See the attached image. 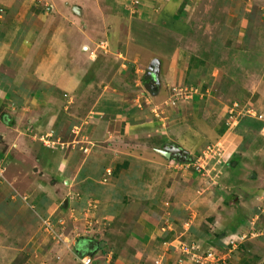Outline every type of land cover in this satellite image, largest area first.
<instances>
[{
    "label": "crops",
    "instance_id": "1",
    "mask_svg": "<svg viewBox=\"0 0 264 264\" xmlns=\"http://www.w3.org/2000/svg\"><path fill=\"white\" fill-rule=\"evenodd\" d=\"M235 1L232 0L233 5ZM0 3L5 6L1 15H4L3 11L11 14L5 21L4 18L0 20V111L4 112L0 116V156L7 155L5 176L0 180V264H7L6 257L12 255L20 245L19 250L27 251L32 247L43 248L51 242L40 253L41 256H46L51 249H58L57 246L60 249L56 251L65 250L66 247L55 244L54 240L57 239L53 236L48 234L52 240L41 238L38 233L40 219L47 217L51 222L61 224L68 216L71 223L82 230L90 218L92 222H98L101 217L95 216L99 212H93L95 209L92 213L89 209L84 212L87 207L85 200L88 199L99 206L101 215L106 212L101 218L118 223L117 227L110 225L109 230L112 229L114 233L108 232L106 236L112 241L109 245H112L113 251H110V246L108 252L102 253L105 260H110L112 264H145L147 260H150V264H190L187 256L179 252L176 254L175 248L169 246L172 244L171 238L185 233L188 236L185 243L195 241L194 252H201L213 240L221 241L224 236L240 228L244 231L252 225L248 222L251 217L249 209L245 217L239 216L237 222L227 229L215 225L213 233L181 226L182 222L188 223L186 220L171 221L173 227L183 229L180 233L160 231L151 208L157 204L165 214L164 210L170 204L179 203L187 209L185 199L178 198L181 189L177 190L179 180L176 171L181 172L182 164H179L176 156L167 157L158 151L165 145L180 147L179 144L186 139L179 137L176 141L177 137L172 132L174 127L180 125L175 120L179 116L178 110L182 115L191 114L195 119L203 116L204 119L200 120L203 125L185 126L190 133L206 134L205 129L212 127V130H217L219 139L224 134L223 145L229 149L228 155L231 153L225 155L228 157L226 162H234L231 165L239 169L241 151L254 142L251 131L260 130L264 122L259 118L251 120L250 116L241 118L240 122L235 117L229 122L230 114L226 111L239 110L238 102L226 104L211 100V95L213 92L227 95L228 89L233 93L239 90L256 92L255 103H258V107L253 105L264 117V48L261 50L264 42L256 41L252 46L258 44L260 48L248 49L245 55L251 62H247L244 69L239 68L237 58L224 64L216 63L221 73H209L211 65L208 67L205 62L200 63L198 57L194 59L190 52L185 51L191 40L192 27L197 21L195 18H199L205 0H0ZM240 6L249 13L252 10L250 0ZM193 7L196 11H193ZM234 7L238 8L236 2ZM22 14L24 18L18 21L19 25L13 26V20L15 22L17 15ZM160 15L162 18L158 20ZM259 20L258 32L263 34V9ZM134 24V29H130ZM164 25H167L166 28ZM241 25L245 27L247 24ZM133 31L136 33L132 34ZM154 31L162 34L167 31L174 35L178 44L175 46H182L184 50L174 48L172 55L161 61L156 55L149 56L151 50L144 45L149 48L152 44ZM178 51L183 55L188 54V63L181 65L177 62ZM112 55L114 63L118 61L114 73H103L104 61L110 62ZM204 57L208 59L207 55ZM145 58L150 65L153 64L152 70L140 73L133 81L135 85L140 84V90H145L144 87H147L139 78L147 77L152 88L150 92H145L146 96L140 92L144 102L139 107L135 105L137 99L130 90H121L124 84L131 86L127 80L128 73L119 72L139 70L136 61L139 59L142 62ZM177 64L181 66V71ZM238 68L247 75L243 84L239 82L244 89L238 87L239 83L232 75H227V79L223 77V73H238ZM178 82L183 85L182 88L176 85ZM95 84L97 87H94ZM187 88V99L174 96ZM88 94L92 98L80 104L81 97L85 95L87 98ZM175 103L177 107H174ZM213 109L221 111V114L209 116L208 112ZM123 133L131 135L132 141L138 143L137 155L133 157L126 153L121 161L104 167L106 160L102 158L106 156L103 150L109 147L107 143L113 144L116 136L118 138ZM156 134H159L158 137ZM161 135L165 139L156 144L155 140L160 141ZM146 136L150 139L143 141ZM40 137L45 140L40 141ZM120 141L127 144L122 139ZM133 147L132 143L131 148L135 150ZM147 147L152 150V161H161L159 171L144 169L149 161L143 156L149 151L147 149L146 154L140 151ZM183 163L186 164L185 161ZM171 164L175 165L172 166L174 170L176 167L178 170L172 171ZM101 166L109 170L110 177L106 182L100 180ZM18 167L22 172L16 171ZM214 178L219 179L217 176ZM182 180L188 185L186 178ZM51 185L59 190V204H54V194L47 190ZM69 192H73L75 197H67ZM165 198L172 201L168 204ZM140 200L143 203L141 206L137 204L134 218L125 214L128 206ZM240 202L235 203L236 206ZM218 205L215 200L213 206L206 204L204 211L207 208L216 209ZM247 208L243 207L241 212ZM170 209L171 214L180 210L174 207ZM116 213L123 214L115 216ZM166 223V219H163L162 230ZM217 227L223 232L219 238L214 235ZM24 230L27 232L24 233ZM90 231L91 228L86 230L87 234ZM165 232L167 236L163 235ZM89 235L82 238H91ZM75 242L70 241V248L74 247V252L79 254L84 248L83 245L76 247ZM263 242V237L240 241L231 255L223 254L222 248L216 246L222 258L220 264H264ZM128 245L130 249H126ZM148 255L154 259H149ZM55 263L60 264L59 258Z\"/></svg>",
    "mask_w": 264,
    "mask_h": 264
},
{
    "label": "rangeland",
    "instance_id": "2",
    "mask_svg": "<svg viewBox=\"0 0 264 264\" xmlns=\"http://www.w3.org/2000/svg\"><path fill=\"white\" fill-rule=\"evenodd\" d=\"M235 2L238 4V8H235L237 6L234 7ZM235 2L233 5L232 0H205L206 4L201 5L202 8H201V13L199 14V18L197 16L195 18L197 21L196 23H194L192 27L191 34L189 36L191 40H190V43L187 44V47H185V51L190 52V54H192L193 56L192 58L194 59L198 57L200 63L205 62L208 67L209 65H211L210 70L208 71L209 73H214V71H218L217 73H221L220 70L216 68V65H215L216 63L221 62L222 64H224V63L229 62L230 59L236 60L237 58L240 61L239 68L242 69L244 65L247 62H249L248 61L249 59H247L245 55L248 53L247 52L248 49L249 48L256 49L255 47L260 48L258 44H254L253 46L252 44L256 43V41L257 43L264 42V33L262 34L261 32H258V24L260 23V20H259L260 11L262 9L264 11V0H250V2L252 3V6H251L252 10L250 13L246 10H243V8L240 6L242 3L245 4L246 0H243V1L236 0ZM4 7L5 6H3V4H2V7L0 6V20L4 18L3 21H5V19H7V17H10L11 15L10 12L4 13V11H3L4 15H1V12L2 10H4ZM259 7L261 10L259 9ZM193 11H196V8L193 7ZM261 16H263L262 12H261ZM23 18H24L23 14L17 15V17L15 18V22L13 20V26L16 27L17 25H19L18 21H20ZM161 18H162L161 15L158 16V20H160ZM241 23H246L247 25L245 27H242ZM132 26L133 27L130 29H134L135 24ZM164 26L166 28L167 25H164ZM198 26L200 27V29L198 28ZM147 30L145 29V31ZM134 32L136 33V31H133L132 34H134ZM145 38L147 39L146 36ZM153 38H154L153 42L151 45H149V48L148 46H145V45L144 47L151 50V54L149 56L156 55L160 58L159 59L160 61L161 59L162 60L168 59L172 55V51L174 50V48L175 49L178 48L179 50H184L182 46H178V47L175 46V44L178 45L176 38L174 37V35L167 33V31L166 32L164 31V34L154 31ZM262 48H264V46L263 47L261 46V50ZM204 55H207L208 59H205ZM173 56H175V54ZM152 57H155V56H152ZM176 59H177V62L178 63L180 62L179 64L181 65L183 62L188 63L189 61L188 54L183 55L181 51L177 52ZM141 61L142 62H140L139 59H137L136 61L137 62L136 66L139 70L128 71L127 69L126 71L119 72V73H128L127 80L129 81L128 83L131 84V86L127 87L126 84H124L123 86L120 85L121 90L122 91L130 90L131 94L135 95L136 96L135 99H137L136 104L135 102L134 104L139 107L142 104V102H144V97L140 92H143L144 95L146 96L145 92H150V89L152 88L151 86L152 83L150 82L149 79H148L149 90L148 88H145V87H144L145 90H140L138 88L140 87L139 86L140 84L138 83L137 85H135L136 82L133 81V79H136L137 77L140 76L139 75L140 73L150 72L149 70L150 64L148 63L147 58ZM116 64H118V61L114 63V56L113 55L110 56V62L108 60L104 61L103 73H110V74L114 73V68L116 67ZM177 68H180V71H181L180 65ZM239 68H238V73H230V72L223 73L224 79H227V75H232V77L235 78V80H237V84L239 82L243 84L247 75L245 73H241V70H239ZM129 73L131 74L129 75ZM256 74L257 73H254V75ZM131 75L134 77L132 78ZM106 77L109 79L108 76ZM140 79L142 80V78H139V80ZM242 84L240 83L238 84V87L240 89L243 88ZM176 85H180L179 88L183 87V85L179 84V82ZM94 87H97L96 84L94 85ZM188 90L189 89L187 88V90L185 89L183 92V89H182V93L174 94V96L178 99L180 98L187 99L188 96L186 92ZM228 91L229 92L227 95L225 94L222 95L220 93L217 94V92L214 94L213 92V94L211 95L213 99L211 100H215V99L218 101L220 100L222 102H225L226 104H229L231 101L238 102L237 104L239 106V110L233 109V110L226 111L230 114L229 122H230V119L232 118L234 119L235 117L240 122L243 118L248 117V116H250L249 118L251 120L252 118L258 120L259 118L264 122V117L262 113H260L261 111L259 112L257 108L253 105L255 104L258 107V103H255V100L257 98L256 92H250V91L245 92V90L244 91L239 90L237 93H233L231 89H228ZM90 93H92V91ZM211 93L212 92H210L209 94ZM84 96L85 95L81 97L82 102H80V104L84 103L85 101H89L90 98H92L90 94H88L87 98H85ZM230 106L232 105L230 104ZM174 107H177L176 103L174 104ZM76 111L80 112V110L78 109H76ZM14 112L16 113V111ZM28 112L32 113V111H28ZM3 113H4L3 111H0V116H2ZM219 114H221V111H218L216 109L215 110L213 109L212 111L208 112L209 116L219 115ZM14 115L17 116L16 114H13V116ZM178 115L179 116L175 118V120L177 122H180V125L177 127H174L172 132L175 133L174 137H177L176 141L179 137L181 138L184 137L186 139L182 141L183 144L180 142H179L180 144L178 143L180 147L177 145H165V146H174L178 148H181L182 146H184L181 149L186 150L187 157L186 159L183 160L186 162V164L183 163L182 159L180 160L178 159V161H180L179 164L180 163L182 164V166L180 167L181 169H179V171L183 173L177 172L176 171L178 170L177 167L174 170L172 168V166L175 167L174 164H171L170 169L172 168V171H176V175H177L176 178H178L177 181L179 180L178 181L179 186L177 190L181 189L179 190L180 194L178 198L185 199L186 201L185 205L187 206V209H184L182 207L183 204L181 205H179V203L177 205L170 204L171 206L169 208H166L164 210L165 214H163L162 209H160V206L156 204L154 205V208H151V210L153 211L152 213L153 217L155 218V222H156L154 223L157 224V227L160 228L159 229L160 231L171 230V232L175 231L177 233H180L183 231V229L181 227L179 228V226L177 228L173 227L171 225V221L176 223L177 221L182 222L186 220L188 223L182 222L181 226L184 227L186 225L187 228L191 227V229H194L193 231H196L197 229H198L197 231L209 230L211 231V233H213L215 231V225H218V227H221V229H227L229 226L237 222V219L239 216L245 217L244 214L247 213L249 209H251V211L249 212V215H251V217L248 219V222L249 224L250 223L252 224L251 227H257L264 219L263 218V212H264V145L262 144V142H264L263 141L264 140V123L260 127V130L255 131V132L254 130L251 131L254 133V135L252 134L254 142L247 149L244 148L243 151H241L242 152L241 166L239 167V169H237L236 167L234 168V166L231 165L232 163L226 162V159L228 158L227 156H229L231 153L228 155L229 149L227 147H224L223 145L224 141L222 140H224L225 138L223 137L224 134H222V137H220L219 139L217 130H212L211 129L212 127H207L205 129L206 134L202 132L199 134H194V132L190 133L189 130L185 128V126L187 124H190V125L202 124L203 125V123H200V120L204 119L203 116L199 117L198 119H195V117L191 116V114L189 115L186 113L182 115L180 110H178ZM183 120L184 122H182ZM175 123L176 122H172V124H175ZM220 125L221 124H219V126ZM22 127L21 128L18 127V129L21 130ZM241 127L242 125L240 126V128ZM157 135L159 134H156V136ZM130 136L128 135V133H123L121 136L118 135V138L116 136L115 138L116 140L113 144L112 142L107 143L109 147L107 146L106 149L103 150L104 156H106L105 158L104 157L102 158L106 160L104 162L106 163L104 167L109 166L110 164L114 162L121 161L123 155L126 153H128L126 155H131V156L137 155L136 149H137L138 143L133 142L132 141L133 139H131ZM120 139L126 141L125 143L127 144L121 143L122 141H120ZM147 139H150V138L146 136V138H144L143 141H146ZM163 139L165 138L163 135H161L160 141L155 140V143L160 144L163 141ZM131 142L133 143L134 145L133 148H135V150L131 148V144H132ZM149 143L151 144V142ZM151 145H155V144H151ZM147 149L149 151L148 153H147ZM240 150L241 149H239L238 151ZM150 152L152 153V150L150 147H147L146 149H142L140 151L141 154L147 153L143 157L145 159H148L147 161H149V163H147L148 167L147 168L142 167V168L150 170L149 172L159 171L161 168L160 165H162V163L161 161L158 163H156V161H152L153 159H152ZM225 155L227 156L225 157ZM3 157L5 159V162L1 164L3 167L1 168V171H0V180L2 178L4 179L6 165H7V155ZM151 161H152V164H151ZM224 162L226 163V165H224ZM229 165L230 167L228 168L227 166ZM104 167L101 166L102 174L100 176L101 178L100 180L102 182H106L107 179L110 177V175L108 174L109 170H107L108 171L107 172ZM185 169H189V170L186 171ZM16 171L22 172V169H19L18 167L16 168ZM190 171H191V174H190ZM214 176L219 177V179L216 180ZM183 177L187 179L188 185L184 184L186 183L185 181L182 182ZM49 187L50 188L47 190H49L50 193L54 194L52 196V199L54 200V204H59V200L61 199L59 198V195H57L59 193V190L58 189L56 190V188L52 185ZM54 188L56 190L55 192H54ZM198 193L200 195L199 198H197ZM67 195H66L67 197L72 198L74 196V193L69 192ZM215 200L219 203L218 208L212 209V210L211 209L209 210V208H207L206 211H204L205 205L207 204V206H211V205L213 206L215 203ZM239 200L241 202L239 205L236 206L235 203H238ZM164 201H166L169 204V201H172V199L165 198ZM85 202L87 204V207H85L84 212L85 211L88 212L89 210H91L89 212L92 213V210L95 209L93 212L99 211L95 216L102 217L106 215V212L103 215H101L102 212H100L99 206H96V203L94 202V200L92 201L91 199L90 200L88 199V200H85ZM142 203H143V200H140L139 203L131 204L132 205L131 207L128 206L126 208L127 213L125 214L132 215L131 217L134 218L135 210L137 209V204L141 206ZM171 207H174V209H180V210L176 212L175 214L174 213L171 214V209H170ZM243 207H248L245 212H241ZM119 210L123 212L122 209H119ZM122 214L123 213L121 214L116 213L115 216H121ZM191 215H195V216H193L194 218L190 220ZM101 217L98 218L99 219L98 222H92L90 218L88 222L86 221V225L84 229L82 230H80L79 227L77 228L76 225L74 226L71 223V220L70 218H68V216H66V219L61 224L57 222L55 223L54 221H52L53 222L52 223L50 218L44 217L40 219V223H39L40 230L38 232L39 235L41 236V238H43V240L45 239L52 240V238L48 236V234L53 236L54 238L57 239V240H54L56 241L55 244L61 245L60 247L62 248L66 247L65 250L62 249L61 252H58L56 250H59L60 248L59 246H57L58 249L56 250L51 249L47 252L46 256H41L42 254L40 253L44 252L43 251L44 248H46L49 244H51V242L47 243L46 241L47 244L45 246H42L43 248L39 249V247L38 248L32 247L31 250L28 249L27 251L25 249L19 250V247L21 246L20 245L18 246V248L14 249V253L12 255H8L6 257L5 262L7 264H56L55 262L59 258L60 264H81L79 261V257H81L82 255H79L78 253L74 252V249H75L74 247L70 248V241L72 240L73 242H75L77 238H82V236L84 237L85 235L88 236V234H90L89 236L91 237V239H93L97 243L103 242L101 243V249H97L96 247L92 249L89 254H87L91 258L90 262L92 264H112L110 260L109 261L105 260V257L102 255V253L108 252L110 246H111L110 249L112 248V245H109L110 244L109 242H112V241L110 240V238L109 239H106V238L108 237L107 236L108 232L114 233L111 231L112 229L109 230L110 225H115L117 227L118 223L116 221H114L113 223L110 220H106L107 219L106 217L105 218H101ZM186 218L187 219L189 218V220H187ZM163 219H166L167 223L164 225L165 229L162 230L163 226L161 228V225L163 224ZM44 220H46L47 223L51 224L52 226L51 232L53 234H50L49 230H46V228L43 226L42 222H44ZM24 223L25 222H23L22 224ZM89 227L91 228V231L88 232L87 234L86 230H89L90 229ZM116 227H113V228L116 229ZM218 227L216 228L217 229L216 232L220 231L218 230L219 229ZM241 230L242 229L240 228L239 231ZM26 232L27 231L24 230V233ZM167 234L168 233L166 232L163 233L164 236H167ZM39 235H37V237ZM179 235L171 238L170 241H172V244L170 245L168 244V245L172 248H175L174 251L176 252V254L179 252L180 254H184L185 256H187L190 264H196L194 262L195 257L193 255L199 254L200 252L191 253L190 251V247L193 246L192 245L193 243L196 244V242L195 241L193 243L189 242L187 244L185 243L186 242L185 240L188 237L186 236L187 234L184 233L181 236ZM170 236L168 237V241H169ZM258 237L260 238L263 237L264 239V235H261V234H258L252 237L251 239H255ZM194 240H196V238ZM234 245L235 244L228 246L225 241H222V239L221 241L213 240V242L212 243L210 242L208 246H204L203 251L209 250L212 253H214L215 256L216 255L219 256L220 251H218L216 246L218 247L220 246L223 250L222 251L223 254L231 255L235 251L234 249L236 246ZM262 246L264 247V242L262 243ZM128 248L130 249L129 245L128 247H126V249ZM110 251H113V249H111ZM148 254H151V252ZM151 256L152 255H148V258L153 260L154 257L152 259L150 258ZM147 261L148 262L145 264H150V260H147ZM156 261H159V260H156ZM218 263L219 264L221 263L220 259L214 264H218ZM203 264H209V263L205 261Z\"/></svg>",
    "mask_w": 264,
    "mask_h": 264
},
{
    "label": "built area",
    "instance_id": "3",
    "mask_svg": "<svg viewBox=\"0 0 264 264\" xmlns=\"http://www.w3.org/2000/svg\"><path fill=\"white\" fill-rule=\"evenodd\" d=\"M42 139H43V137H40V140H42ZM43 140H45V139H43ZM2 163H4V158L2 156H0V171H1V168L3 167L1 165ZM263 218H264V212H263ZM42 224L46 228V230H49L50 234H53L51 232L52 226L50 223H47L46 220H44V222H42ZM258 234L264 235V219L262 220V222L257 227L249 226V228H247L244 231L238 230L237 232H234V233H231L227 236H224L222 238V241H225L228 246L233 245V244H235L234 246H236L238 242L252 238ZM194 249H196V247L194 245L190 247L191 252H193V253L199 252L198 250L196 252H194L195 251ZM193 256L195 257L194 262L196 264H203L205 261H207L209 264H214L219 259L220 260L222 259L218 255L215 256V254L209 250L201 251L199 254H194ZM90 260H91V258L86 254H83L81 257H79V261L81 264H92L90 262Z\"/></svg>",
    "mask_w": 264,
    "mask_h": 264
},
{
    "label": "trees",
    "instance_id": "4",
    "mask_svg": "<svg viewBox=\"0 0 264 264\" xmlns=\"http://www.w3.org/2000/svg\"><path fill=\"white\" fill-rule=\"evenodd\" d=\"M147 79H148L147 77H142V83L144 84V86H146L149 89L148 80ZM230 163L233 164L234 162L230 161ZM222 234H223V232H220V231L214 233V235L217 238H219ZM75 244H76V247L83 245L84 249L79 253L80 255H83V254L87 255V254H89L91 252L92 249H94L96 247H97V249H101V242L97 243L96 241H94L91 238H77Z\"/></svg>",
    "mask_w": 264,
    "mask_h": 264
},
{
    "label": "water",
    "instance_id": "5",
    "mask_svg": "<svg viewBox=\"0 0 264 264\" xmlns=\"http://www.w3.org/2000/svg\"><path fill=\"white\" fill-rule=\"evenodd\" d=\"M152 65H149V70L151 71L152 70ZM162 155L164 156H169L170 154L171 155H174L176 156L177 155V159H186V151L184 149H181V148H178V147H174V146H164L163 149H159L158 150ZM176 154V155H175ZM64 203V202H63Z\"/></svg>",
    "mask_w": 264,
    "mask_h": 264
}]
</instances>
